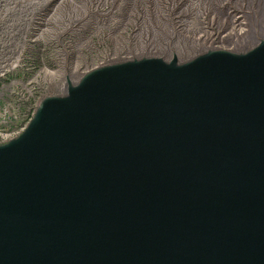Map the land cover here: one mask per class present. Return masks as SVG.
Masks as SVG:
<instances>
[{
  "label": "water",
  "instance_id": "95a60500",
  "mask_svg": "<svg viewBox=\"0 0 264 264\" xmlns=\"http://www.w3.org/2000/svg\"><path fill=\"white\" fill-rule=\"evenodd\" d=\"M0 264H264V39L40 100L0 145Z\"/></svg>",
  "mask_w": 264,
  "mask_h": 264
},
{
  "label": "rangeland",
  "instance_id": "374dc122",
  "mask_svg": "<svg viewBox=\"0 0 264 264\" xmlns=\"http://www.w3.org/2000/svg\"><path fill=\"white\" fill-rule=\"evenodd\" d=\"M10 1L0 12V84L20 101L66 95L101 65L145 56L178 64L180 32L201 44L193 55L241 54L264 39V0H192L179 20L159 0ZM206 9L217 15L214 33L203 23Z\"/></svg>",
  "mask_w": 264,
  "mask_h": 264
},
{
  "label": "built area",
  "instance_id": "2783aa9c",
  "mask_svg": "<svg viewBox=\"0 0 264 264\" xmlns=\"http://www.w3.org/2000/svg\"><path fill=\"white\" fill-rule=\"evenodd\" d=\"M13 91L11 84L10 87L7 83L0 84V145L21 134L40 102L30 103V99L20 101L11 94Z\"/></svg>",
  "mask_w": 264,
  "mask_h": 264
},
{
  "label": "trees",
  "instance_id": "16d2710c",
  "mask_svg": "<svg viewBox=\"0 0 264 264\" xmlns=\"http://www.w3.org/2000/svg\"><path fill=\"white\" fill-rule=\"evenodd\" d=\"M159 1L162 2L163 7H165L167 10L171 9L175 14L179 13L177 16L175 15L174 18L179 20L184 17H187L188 10L191 6L190 2L192 0H159ZM206 10H207L206 16H204L203 18V23L208 31L214 33V25L217 20V15L212 14L208 9ZM176 41H177L176 43H180V45H183L185 47V49L179 54V57L182 58L181 62L197 56V55H193V53L196 51V49L199 48L198 46H201L200 43L187 40L186 38H184V36H181V32L179 38L176 39Z\"/></svg>",
  "mask_w": 264,
  "mask_h": 264
},
{
  "label": "flooded vegetation",
  "instance_id": "af4514ba",
  "mask_svg": "<svg viewBox=\"0 0 264 264\" xmlns=\"http://www.w3.org/2000/svg\"><path fill=\"white\" fill-rule=\"evenodd\" d=\"M12 1L10 0H0V12L3 13L2 15H4V13H7V11H9V5ZM0 13V14H1ZM11 13H13L11 11ZM11 29V28H10ZM31 99V98H30ZM41 100V99H40ZM30 103H35L34 100H29Z\"/></svg>",
  "mask_w": 264,
  "mask_h": 264
}]
</instances>
